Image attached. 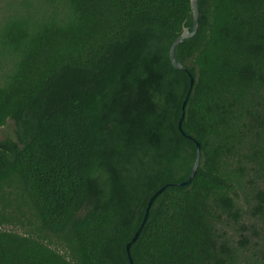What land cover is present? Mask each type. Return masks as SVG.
Listing matches in <instances>:
<instances>
[{
  "label": "trees",
  "instance_id": "16d2710c",
  "mask_svg": "<svg viewBox=\"0 0 264 264\" xmlns=\"http://www.w3.org/2000/svg\"><path fill=\"white\" fill-rule=\"evenodd\" d=\"M48 2L0 20V222L34 227L0 264H264V0L197 1L187 136L190 0Z\"/></svg>",
  "mask_w": 264,
  "mask_h": 264
},
{
  "label": "water",
  "instance_id": "95a60500",
  "mask_svg": "<svg viewBox=\"0 0 264 264\" xmlns=\"http://www.w3.org/2000/svg\"><path fill=\"white\" fill-rule=\"evenodd\" d=\"M197 1L198 0H190V11H191L192 20H193V24H192L191 28H189L187 26H184L182 28L181 32L177 35V37L173 40V42L171 43V45L169 47V59H170L171 64L177 69L186 71L188 73V75H189V88H188L186 97H185V99L182 102V106H181L182 111H181V115H180L179 120H178V128L180 129L181 133L183 135H185V136H187V135L182 130L181 123H182L183 118H184V113H185L184 109H185L186 99H187V97L189 95V92L191 91L192 86H193L194 78L191 75V73L188 72L186 67L175 58L174 51H175V47L179 43H181L185 38L192 37L196 33V31L198 29L199 9H198ZM188 137H190L195 143L196 154H195V159H194L191 171H190V173L188 175V178L186 180L182 181V182L173 183V184H178L180 186L188 185L191 182V180H192V178H193V176L196 173V170L198 168L199 159H200V145H199V143L197 142V140L195 138H192L191 136H188ZM164 188H165V186L160 187L157 191L154 192V194L148 200L146 208H145V212H144V215H143V218L141 220V223L138 226V228L136 229L132 239L126 244V251H127L128 255H129V247H130L131 242L136 240V238L138 237V235H139V233L141 231L142 226L144 225V223H145V221L147 219L149 208H150V206H151V204L153 202V199L155 198V196L157 194L161 193L164 190ZM129 261H130V264H133L130 256H129Z\"/></svg>",
  "mask_w": 264,
  "mask_h": 264
},
{
  "label": "rangeland",
  "instance_id": "374dc122",
  "mask_svg": "<svg viewBox=\"0 0 264 264\" xmlns=\"http://www.w3.org/2000/svg\"><path fill=\"white\" fill-rule=\"evenodd\" d=\"M48 0H0V20L3 16L15 11H24L28 9H43L48 6ZM5 137H13V123L7 120L6 123L0 127V139ZM1 220V218H0ZM0 229L13 230L19 233H27L34 229L24 218H20L16 222H0Z\"/></svg>",
  "mask_w": 264,
  "mask_h": 264
}]
</instances>
